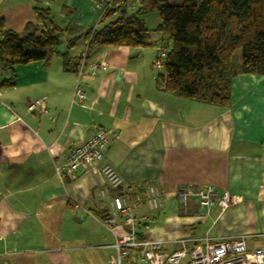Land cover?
I'll use <instances>...</instances> for the list:
<instances>
[{
    "label": "crops",
    "instance_id": "obj_1",
    "mask_svg": "<svg viewBox=\"0 0 264 264\" xmlns=\"http://www.w3.org/2000/svg\"><path fill=\"white\" fill-rule=\"evenodd\" d=\"M123 1L128 13L137 7L135 0ZM103 2L0 0L8 31L22 34L27 24L36 25L35 6L48 7L63 31L47 67L34 62L0 69V84L13 76L12 86L0 88V264H108L114 237L100 219L114 197L148 186L159 189L162 206H136L138 238L163 242L164 252L179 249L177 240L205 236H244L247 250L264 248V77L237 75L228 108L168 95L158 88L153 67L160 44L93 47L86 54L84 35L100 25ZM69 40H75L71 49ZM80 53L83 76L77 79L72 66ZM93 63L99 66L94 75ZM77 82L85 98L72 104ZM39 101L45 112L28 111ZM98 127L116 134L105 162L122 182L104 196L99 171L63 183L54 172L72 146ZM209 186L217 198L227 191L236 205L221 209L215 202L207 214L197 196L181 201L186 188ZM113 227L116 236L126 233ZM137 256L130 252L125 263L141 264Z\"/></svg>",
    "mask_w": 264,
    "mask_h": 264
},
{
    "label": "trees",
    "instance_id": "obj_2",
    "mask_svg": "<svg viewBox=\"0 0 264 264\" xmlns=\"http://www.w3.org/2000/svg\"><path fill=\"white\" fill-rule=\"evenodd\" d=\"M37 4L40 0H30ZM127 12L123 0H104L101 23L84 35L86 54L93 47L148 48L169 45L163 70L157 76L162 92L186 101L228 108L237 75L264 77V0H135ZM121 3V4H120ZM120 4V5H119ZM36 25L22 34L8 31L0 21V69L42 62L47 67L63 31L46 6L33 8ZM156 12L159 22L148 29L143 16ZM114 13L118 16L109 21ZM68 49L75 40L68 41ZM239 57H236V53ZM64 68L70 60L63 57ZM79 60L73 62V68ZM13 85V76L0 88Z\"/></svg>",
    "mask_w": 264,
    "mask_h": 264
},
{
    "label": "built area",
    "instance_id": "obj_3",
    "mask_svg": "<svg viewBox=\"0 0 264 264\" xmlns=\"http://www.w3.org/2000/svg\"><path fill=\"white\" fill-rule=\"evenodd\" d=\"M96 7H100L96 5ZM169 53V45L157 50L153 67L163 70V64ZM78 61L74 68L77 79L83 76V65ZM91 74L94 75L98 69V64H91ZM79 81V80H78ZM85 95L76 83L72 104H80L84 101ZM38 110L45 112L43 101H39L28 106V111ZM116 136L115 133L105 130L101 127L95 129L94 134L83 141L75 144L63 158L62 163L54 166V172L63 183L64 178L73 179L77 174L83 171H99L103 177L106 189L101 192L104 196L106 191H115L121 185V179L105 162V152L111 140ZM195 195L198 199V206L205 209L209 214V209L216 202L221 209L236 205V198L224 191L219 198L216 197L212 187L193 191L186 188L180 192L181 201L187 196ZM142 201L148 206L150 211H158L161 208V194L159 189L154 186H148L143 193L131 191L127 196H116L112 200V209L100 219V224L106 228L114 237L111 248L114 254L110 257L108 264H124L128 260L130 252H138V261L141 264H264V248H257L252 251L247 250L244 236L235 238L215 240L210 237L199 239L184 238L177 240L179 249L172 252H164L162 243L157 240L138 238V223L135 215V208ZM73 209H83L80 204L70 202ZM145 224L150 223V218L144 220ZM114 225L122 227L126 233L122 236H116Z\"/></svg>",
    "mask_w": 264,
    "mask_h": 264
},
{
    "label": "rangeland",
    "instance_id": "obj_4",
    "mask_svg": "<svg viewBox=\"0 0 264 264\" xmlns=\"http://www.w3.org/2000/svg\"><path fill=\"white\" fill-rule=\"evenodd\" d=\"M131 1H133V0H130V3H131ZM168 4L169 5H179L180 0H168ZM145 16H146L145 20L147 22V26L150 28H154L158 22L155 20L157 13L156 12H150V13H147ZM152 38L155 39L157 41V44L159 45V36L153 35ZM239 53H240L239 51L236 53L237 58L239 57ZM158 72H160V71H158ZM124 264H126V263H124Z\"/></svg>",
    "mask_w": 264,
    "mask_h": 264
},
{
    "label": "water",
    "instance_id": "obj_5",
    "mask_svg": "<svg viewBox=\"0 0 264 264\" xmlns=\"http://www.w3.org/2000/svg\"><path fill=\"white\" fill-rule=\"evenodd\" d=\"M82 55H83V53H80V54L78 55V60H80V59L82 58ZM118 189H120V187H119Z\"/></svg>",
    "mask_w": 264,
    "mask_h": 264
}]
</instances>
